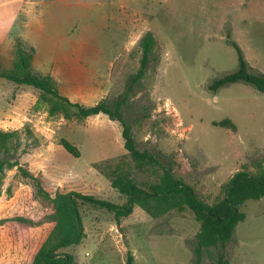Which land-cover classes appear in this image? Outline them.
Wrapping results in <instances>:
<instances>
[{
  "label": "rangeland",
  "instance_id": "rangeland-1",
  "mask_svg": "<svg viewBox=\"0 0 264 264\" xmlns=\"http://www.w3.org/2000/svg\"><path fill=\"white\" fill-rule=\"evenodd\" d=\"M138 4L141 11L130 6L125 10L126 15L138 11L140 24L129 33L132 42L115 57L112 68L106 62L111 58L96 57L83 89L69 78H53L72 102L114 100L137 71L140 41L152 31L157 43L147 74L124 108L126 119L139 149L160 154L165 163L174 161V174L214 203L237 171L257 172L264 166V93L243 81L217 92L209 88L238 66L229 31L250 65L264 72V0ZM13 41L0 44L3 69L13 68L19 44L31 51L23 39ZM51 103L34 87L0 77V130L18 131L19 142L14 151L19 164L0 174V264H31L42 235L53 226L50 203L37 180L52 196L79 191L125 204L128 197L111 185V176L127 172L148 189L162 174L159 165L136 166L124 147L118 120L104 113L65 118L62 112H50ZM226 118L236 130L217 124ZM62 138L75 144L81 155L60 144ZM240 208L246 218L237 224L233 238L225 246L206 249L201 264H264V196ZM80 211L85 237L65 249L75 256V264H126L128 252L134 255L133 264H196L200 222L190 209L153 217L136 205L120 220L91 204H81Z\"/></svg>",
  "mask_w": 264,
  "mask_h": 264
},
{
  "label": "trees",
  "instance_id": "trees-1",
  "mask_svg": "<svg viewBox=\"0 0 264 264\" xmlns=\"http://www.w3.org/2000/svg\"><path fill=\"white\" fill-rule=\"evenodd\" d=\"M230 33L229 31L227 35L228 41L237 49L238 66L234 71L214 79L209 88L217 92L226 85L243 81L264 93V72L255 70L250 65L243 50L231 38ZM156 43L154 33L147 31L140 41L142 54L139 67L128 77L126 89L116 99L110 100L106 97L94 105L72 102L60 92L52 75L35 71L32 67L35 53L33 46H30L31 51H28L19 44L17 46L18 57L13 68L3 69L0 66V77L20 85L32 86L47 97L52 102L51 113L62 112L65 118L74 116L81 120L104 113L110 119L118 120L122 125L124 147L130 153L136 166L144 168L148 165H159L162 169L159 180L151 184L148 189L140 186L127 172H119L111 176V185L128 197L125 204H118L79 191L57 192L52 196L42 188L40 181L37 180L39 192L50 203L49 216L53 226L42 235L31 256V264H75V256L66 252L65 249L80 244L85 237L80 211V205L85 203L113 212L117 220L130 215L136 205L142 207L153 217L162 216L172 210L190 209L195 219L200 222L194 254L195 263L201 264L206 249L225 246L233 238L237 224L246 218V213L241 210L240 206L247 200L260 199L264 196L263 165H260L257 172L237 171L223 185L224 196L214 203H208L199 196L193 186L174 174V161L165 163L161 161L160 154L138 148L132 125L126 119L124 108L131 99L136 86L147 74ZM217 124L236 130V125L230 118L219 121ZM17 138L18 131L0 130V174L7 168L19 164L14 157V151L19 147ZM60 144L76 156L81 155L79 148L70 141L62 138ZM25 173L29 174L26 171ZM133 260L134 255L128 252L126 264H133Z\"/></svg>",
  "mask_w": 264,
  "mask_h": 264
},
{
  "label": "crops",
  "instance_id": "crops-1",
  "mask_svg": "<svg viewBox=\"0 0 264 264\" xmlns=\"http://www.w3.org/2000/svg\"><path fill=\"white\" fill-rule=\"evenodd\" d=\"M129 6L142 10L138 0H0V44L23 39L35 48V71L83 89L96 57L111 58L112 68L132 42L140 16L126 15Z\"/></svg>",
  "mask_w": 264,
  "mask_h": 264
}]
</instances>
